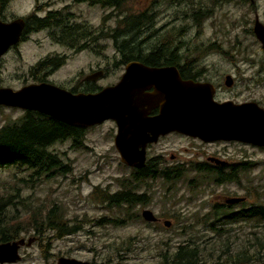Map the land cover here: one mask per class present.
Returning <instances> with one entry per match:
<instances>
[{
    "label": "rangeland",
    "instance_id": "obj_1",
    "mask_svg": "<svg viewBox=\"0 0 264 264\" xmlns=\"http://www.w3.org/2000/svg\"><path fill=\"white\" fill-rule=\"evenodd\" d=\"M46 1L54 2L51 10L71 12L73 21L96 34L103 30L104 34L99 37V41H94L87 50L80 53L56 43L49 31L31 34L1 60V87L19 90L33 83V68L40 61L53 57H66V63L60 69L46 76L55 85L70 90L79 81L82 82L85 77L98 71H103L104 76L92 85L83 82L81 90H95L116 84L125 72V65L118 64L121 57L110 37L125 15L143 13L154 7L155 25L143 34L148 37L143 45L144 53L150 52L163 39L169 38L174 47L178 48L179 63H185L187 59L196 60L192 63L197 68L212 64L220 73H233L245 80L241 82L238 92L225 91L224 97L249 99L264 95V80H258L262 83L260 85H252L249 80L253 81L252 75L256 71H250V67L254 65H247L255 62L260 64L264 59L260 44L250 34L256 14L264 22V0H254V8L249 0H194L202 1L212 9L210 16L202 18L200 26L191 17L182 15V11L188 10L190 0H129L122 13L99 5H76L71 0H41ZM34 9V0H13L7 4L4 18L9 21L16 17L27 18ZM155 30L156 33L153 32ZM222 50L230 54L233 60L223 56ZM24 112L20 109L0 108V127L19 120ZM116 134V126L110 121L86 130L84 143L80 148H74L71 140L56 144L52 150L71 166V173L40 184L21 185L20 192L15 193V198L5 209L15 211L17 208L25 212L40 205L53 207L57 204L66 223L77 228V232L61 239L54 238L53 232L47 233L42 240L31 235L23 237L25 240L33 238L34 241L20 250L21 260L17 264H54L61 257L92 264H161L162 253L172 257L178 251L177 247L185 244L191 237L202 241L203 247L207 246V264H214L217 260L225 261L229 255L244 249H249L250 254L255 252V248L251 246L255 239L252 234L261 230L259 222L257 227L238 221L239 223L233 224L236 229L226 230L230 233L219 235L217 230L207 229L202 219L209 211L207 202L221 201L222 196H248V204L264 205V150L247 147L242 149L241 154L237 146H222L229 153L225 157L232 162L241 159L252 160L257 164L254 171L242 173L241 187L215 185L210 189L204 188L203 194H207L196 199L197 195L187 184H184V192H181L182 190H176L170 183L161 180L147 181L143 183L139 193L147 194L148 205L133 206L130 209L126 206L114 208L93 194L96 188L99 192L120 191L122 182L134 173L121 162L114 145ZM174 141L177 146L174 147L175 150L182 152L181 156L185 160L197 156V147L206 149L182 139ZM222 147L219 148L223 150ZM13 183L9 172L0 173V192L5 188L10 189ZM182 185L180 183L178 187ZM248 189L252 192L249 193ZM206 195L210 196L205 197ZM192 199L196 202L203 200L204 205L194 202L188 204ZM144 209H150L156 216L171 220L173 224L166 228L163 225H149L143 218L137 219V215L141 216ZM104 218L122 220L124 224H99ZM251 226L253 229L248 228ZM50 240L51 245L45 258L43 248ZM220 241H229L232 248L222 247ZM248 264L258 263L250 261Z\"/></svg>",
    "mask_w": 264,
    "mask_h": 264
},
{
    "label": "water",
    "instance_id": "obj_2",
    "mask_svg": "<svg viewBox=\"0 0 264 264\" xmlns=\"http://www.w3.org/2000/svg\"><path fill=\"white\" fill-rule=\"evenodd\" d=\"M1 11V4H0ZM25 28L23 19L3 22L0 19V62L12 47L17 46ZM255 34L264 45V26L256 23ZM103 76L99 71L87 80ZM154 89L152 94L146 91ZM215 89L210 84L182 79L175 67L153 68L139 61L126 65L121 80L97 93H77L54 84H30L19 90L0 87V107L38 112L66 125L88 129L107 121L117 125L115 148L121 162L131 168L146 165L145 145L155 137L178 132L204 141L240 140L264 146V110L256 104H220L214 100ZM159 108L156 118H146L143 112ZM241 199H232L238 203ZM144 221L158 222L151 210L142 213ZM171 221H166L170 228ZM34 239L28 240L31 245ZM25 239L0 244V264L21 260L20 249ZM54 264H92L61 257Z\"/></svg>",
    "mask_w": 264,
    "mask_h": 264
},
{
    "label": "trees",
    "instance_id": "obj_3",
    "mask_svg": "<svg viewBox=\"0 0 264 264\" xmlns=\"http://www.w3.org/2000/svg\"><path fill=\"white\" fill-rule=\"evenodd\" d=\"M81 1H90L93 5L112 8L122 13L126 10L129 0ZM189 3L188 10L182 11V15L184 17H191L200 26L202 18L207 15L210 16L212 9L208 8L209 6L202 1L196 2L190 0ZM213 7L214 5H212ZM155 17V9L152 7L143 13L127 14L121 19L113 32L114 34L110 37L121 57L118 64L127 65L133 61H139L151 66L180 64L178 48L174 47V43L169 38L163 39L150 52L144 53L143 45H145L144 43L148 37L143 36V34L145 31L153 28ZM34 23L37 29H44L51 24L60 27V34L53 35L54 41L60 45L75 49L77 53L87 50L94 41H99L101 39L99 37L104 34L103 30H100L96 34L94 31L83 28L82 36L71 37L68 34L69 30L61 27V19L53 14H50L49 18L45 20L36 19ZM153 32L156 33L157 30ZM26 34L28 33H25V36ZM193 61L196 60L187 59L185 63ZM65 62L66 59L61 58L46 59L40 61L33 68V72L40 71L47 66L56 69L63 66ZM181 71L184 74L183 68H181ZM99 90L101 88L85 90V92L96 93ZM73 92L77 93L76 90H73ZM85 133V129L66 125L32 111H25L19 120L0 127V173L4 171L9 172L14 181L10 189L5 188L3 192H0V242L16 241L27 235L37 236L42 240L47 233L51 232L54 233V238L61 239L77 232V228L71 227L66 223L58 206H56L57 204L53 207L51 205H40L25 212L17 208H15V211L5 208L15 198V193L18 194L20 192L21 185L40 184L52 180L57 176H66L71 173V166L55 153L52 147L71 140L74 148H80L83 146ZM159 174L162 176L167 175L168 171L163 170L159 172L153 166H147L145 169L135 170L132 174L133 182L123 181L122 189L119 192L111 194L106 191L99 192L96 189L93 196H99L104 203H107L111 207L122 208L126 206L130 209L132 206L143 203L147 199V194L144 197L137 195L139 192H136V190L142 188L143 180L152 175ZM254 213L258 216L259 228H261V230L252 234L255 236V239L253 240L254 244H251V246L255 248V252L250 254L249 249H244L237 254L229 255L225 261L217 260L214 264H248L250 261L264 264V205L258 203V208ZM141 218L140 215H137V219L142 220ZM105 222L124 224L122 220H109L107 218L101 220L99 224ZM217 232L219 235L230 233L226 230H217ZM220 242L222 243V247H226L227 249L232 248L229 241ZM202 244V241L199 242L191 237L185 244L177 247L178 251L172 257L162 253L161 264H207L209 263V259L206 257L207 246L203 247ZM50 245L51 240L43 248L45 258L47 257L46 251L50 248Z\"/></svg>",
    "mask_w": 264,
    "mask_h": 264
},
{
    "label": "flooded vegetation",
    "instance_id": "obj_4",
    "mask_svg": "<svg viewBox=\"0 0 264 264\" xmlns=\"http://www.w3.org/2000/svg\"><path fill=\"white\" fill-rule=\"evenodd\" d=\"M11 1L13 0H0V4H1L0 19L1 21L11 22V21H14L15 19H23L25 21V28L23 30L22 39L20 43L17 46L12 47L10 50L17 49L18 46L25 39H27L31 34H34V33L49 31V34L52 39L54 38L53 35L55 36L59 35L60 27H57L55 24L48 25L44 29H37L36 24L34 23L36 19L37 20L48 19L50 14H53L61 19V22H62L61 27H64L69 30V33H68L69 36L80 37L83 35L82 29L84 28V26L72 20L73 14L65 10L64 11L63 10H56V11L51 10L50 7L54 3L51 1L41 2V0H34L35 9L32 11V14L30 16H28L27 18L16 17L12 19L11 21H9L8 19L4 18V11H5L7 4L10 3ZM71 1L76 5H81V4L93 5L92 2L90 1H85V2L81 0H71ZM249 2L250 4H252V7L254 8V5H253L254 0H249ZM257 22H260L264 26L263 20H261L260 16L256 14L255 22L254 24H252L250 34L256 38L258 44H260L261 46V50L263 51L262 54L264 55V45L258 40L255 34V31H254ZM25 33H28V34H26L25 36ZM73 50L76 52L75 49ZM221 54L225 56L226 58H230L231 60H233V57L230 56V54H228L226 51L222 50ZM56 58L66 59V57L65 58L53 57V58H47V59H56ZM247 65H250V66L254 65V67H250V71L253 70V73L256 71L252 75L253 81L249 80L250 82H252L251 84L254 86L262 84L258 80H264V59L260 62V64L258 62H255V63H247ZM146 66L153 67V68L175 67L176 69H178L182 79L185 81H193L195 83H204V84L212 85L215 89L214 100L220 104H224V103H233L235 105L256 104L258 107L264 110V95L259 96V97L252 96L249 99L224 97L223 94L225 91L233 92L237 90L238 92L241 87V82L245 80L242 77H239L238 75H235L233 73H220V71L215 69L214 65L212 64H209L205 66L204 68H197L196 64L192 62L182 63V64L180 63L177 65L161 64L159 66H151V65H146ZM60 68L61 66L56 69H53L52 67L47 66L46 68L40 71L32 72V78L34 82L30 84H39V83L53 84L46 79V76L52 75ZM181 68L184 69V74L182 73ZM125 71H126V65H125ZM98 72H95L89 76H93ZM42 74L43 76H41ZM103 76H104V72H103ZM87 77H85L82 82L79 81L78 82L79 84L70 90H67L58 85L56 86L62 89H65L67 91H70L74 94L86 93L84 90L80 89L82 87L81 84L84 82L87 85L89 84L92 85L95 82L92 80H87ZM30 84H27V85H30ZM114 85H111V86H114ZM102 89L103 88H101V90ZM73 90H76L77 93L73 92ZM153 92H154V89H150L146 91V93H149V94H152ZM88 93H92V92H88ZM143 114L145 115L146 118L153 119L159 116L160 110L159 108H155V109L146 108ZM107 122H110V121H107ZM112 122L115 124L116 131H117L116 123L114 121ZM95 127L97 126H94L91 128H95ZM88 129H85V130H88ZM115 137H114V145H115ZM147 137L152 140L154 139V140L148 141V143L145 145L146 165L142 169H145L147 166L149 167L153 166L159 172H162L163 170L168 171V174L163 175V176L160 174L155 175V176L152 175L147 179L145 178V180H143V183L147 181L153 182V181L161 180L166 183H170L172 188L176 190H180V191L182 190L181 192H184L183 190L185 187L184 184H187L189 186V189L192 190V192L197 195L196 199H201V196L207 194V192L203 194L204 188L210 189L211 187H214L215 185H219L220 187L226 186V185H236V186L241 187L242 186V173L245 171L252 172L255 170V167L257 166V164H255L252 160L242 161L240 159L238 162H232L230 159H227L225 157V154L226 153L229 154V153L222 146H225V147L226 146H237V149L240 151V153L242 152L243 148H247V147L253 148L256 150H262V151L264 150V146L261 147V146H257L254 144L242 142L236 139L235 140L232 139V140L204 141L200 138L191 137V136L184 135L178 132H170L165 135H160L158 137H155L153 134L149 132L147 133ZM176 139L185 140L192 145L199 144L200 146H204L207 149V152H205L206 149L202 150L201 149L202 147L200 148L197 147V149H199L196 153L197 156L191 157L189 160H185V158L181 156L182 152L176 151L174 148V147H177L175 144L176 142L174 141ZM219 147H222L223 150ZM211 150L214 152H211ZM167 157H169V159ZM129 168L132 169L134 172L135 170L137 171L142 170V169H135L131 167ZM143 177H145V175H143ZM125 181L133 182L132 176ZM180 183H183V185L181 187H178V184ZM248 191L249 193L252 192V190L250 189H248ZM106 192H109V190H107ZM117 192H113V193L111 192V194H115ZM136 192H140V190H136ZM137 195L144 196V197L146 196V194L144 193H138ZM209 196L210 195H206L205 197H209ZM146 197L147 199L145 202L138 203L135 206L148 205L149 197L148 196ZM232 199H241L242 201L238 203H231L230 201ZM192 202H194V204L196 203L198 205H204L205 201L200 200L199 202H196L194 199H192V201H190L188 204ZM248 202H249V197L242 196V195L222 196L221 201H218V202L208 201L207 208H209V211L207 212L208 214H206L207 216L203 217L202 219L203 221H205L204 222V224L206 225L205 227L210 230H233V229H236L235 226H233V224H237L239 222H247V223H250L251 225L254 224V226H257V222H259L258 216H256V213L254 212H256V209L258 208V203L248 204ZM144 210H150V209H144ZM143 211L141 212V216H142ZM156 217L159 220L158 222H155V223L147 222V224L152 225V226L163 225L164 227H166L165 222L171 221V220L162 219L158 216ZM248 228L253 229V226L248 227ZM19 240H16V241H19ZM28 240H26V244L24 246L26 245L30 246L28 245ZM10 242H15V241H10ZM6 243H9V242H6ZM0 244H3V242H0ZM17 263H14V264H17Z\"/></svg>",
    "mask_w": 264,
    "mask_h": 264
},
{
    "label": "bare ground",
    "instance_id": "obj_5",
    "mask_svg": "<svg viewBox=\"0 0 264 264\" xmlns=\"http://www.w3.org/2000/svg\"><path fill=\"white\" fill-rule=\"evenodd\" d=\"M28 112V111H27Z\"/></svg>",
    "mask_w": 264,
    "mask_h": 264
}]
</instances>
